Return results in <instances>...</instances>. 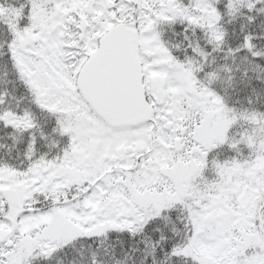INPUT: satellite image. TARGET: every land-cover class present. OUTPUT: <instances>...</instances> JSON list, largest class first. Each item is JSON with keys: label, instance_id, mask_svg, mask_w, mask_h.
Segmentation results:
<instances>
[{"label": "snow or ice", "instance_id": "obj_1", "mask_svg": "<svg viewBox=\"0 0 264 264\" xmlns=\"http://www.w3.org/2000/svg\"><path fill=\"white\" fill-rule=\"evenodd\" d=\"M0 264H264V0H0Z\"/></svg>", "mask_w": 264, "mask_h": 264}]
</instances>
